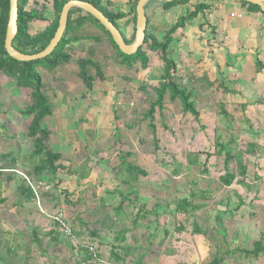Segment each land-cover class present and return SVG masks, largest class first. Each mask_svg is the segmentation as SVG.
<instances>
[{"label":"rangeland","instance_id":"rangeland-1","mask_svg":"<svg viewBox=\"0 0 264 264\" xmlns=\"http://www.w3.org/2000/svg\"><path fill=\"white\" fill-rule=\"evenodd\" d=\"M33 1L31 0V7L34 6ZM36 1L41 5L45 4V8L50 2ZM49 9L48 12L53 13L51 5ZM170 23V19H162L158 22L157 29L163 33ZM36 24L33 32L44 25ZM150 57L154 58L151 53ZM151 67L153 72L150 77H155L157 70L154 59ZM159 68L161 72V66ZM38 70L48 82V89H52V92L47 90L45 93L54 105L56 115L46 118L45 125L52 131V148L63 156L59 161L63 171L57 174L63 175L58 178L57 175L37 177L33 174V167L38 160L31 155L34 148L32 139L28 137L32 117L23 114V110L30 104L31 90L18 87L14 79L0 71V153L8 155L0 157V195L4 194L8 198L5 208L0 205V264H115L110 259V246L115 233L122 229L128 230V241L125 245H128L129 253L125 264H139L140 257H143L141 264H154L151 262L152 254L159 253L166 247L174 251L169 264H209L218 249L224 255L229 249L251 246V238L243 243L246 235L244 232L235 233L233 238L227 232L228 228L221 234L213 231L212 226L218 227L219 223L205 219L203 212L185 218L180 214L165 213L160 206L157 208L156 219L151 218L149 221L143 218L135 224L126 214L122 216L113 203L107 205L97 197V190H100L101 194L105 185H114L117 181L113 179L114 176L121 177L118 174L112 176L111 166L121 170L123 166L118 156L131 150L135 156L129 157L127 161L136 163L149 174L146 179L144 176L140 177L146 188L142 189V193L150 198L148 200L151 203L159 201L161 205L168 203V208L171 205L174 208L177 200L190 197V194L193 195L202 188L211 191L210 196L205 199L208 203L219 197L234 198V194L221 191L223 188L218 179L223 167V158L215 154V136H222L227 131L221 121L224 117L220 116L219 111L217 120L207 119L205 122L209 126L201 128L203 131L208 128L206 137L211 151L205 159L203 152L197 150L196 123L190 119L188 113L183 112L180 102L170 103L167 98L166 109L155 114L160 148L154 153L148 120L142 119V114L148 107L145 97L155 98L151 87L147 93L137 87L139 95L135 98L132 96L135 105L131 107L126 106L127 103L122 102V97L117 94L110 103L108 102L109 91L118 88V82L112 76L115 71H107L109 78L97 82L89 100L87 96L81 95L82 87H78L77 94L73 96L72 93H67V85L61 79L42 74L41 68ZM90 70L95 73V70ZM180 70L179 67L177 74ZM153 77L148 78L152 84L157 79ZM180 83L182 87L186 86ZM197 93L194 94L195 107L200 103ZM213 93L211 90V97ZM79 104H92L94 109L89 111L86 106L79 107ZM221 140L224 141L223 137ZM188 155L193 163H187ZM75 170H78L79 176H72L70 171ZM67 176L69 180L71 178L78 183L76 186L70 185L76 187L72 192L65 186L66 183L63 184ZM154 181L157 182L156 190L148 185ZM183 182H189V186L186 187ZM21 187H30L32 191L34 188L36 194L34 192V197L28 198L26 194L20 193ZM145 200L147 199L140 197L137 204L141 205ZM12 207L14 208L11 209ZM131 210L134 212L135 207ZM244 210L246 212L247 208H241L236 214L242 215ZM250 210H259V213H262L264 207L251 206ZM58 213L63 215L79 242L93 246L97 258L89 259L90 252L87 253L84 248L78 249L76 242L70 240L62 231L60 235L51 236L45 227L36 225L37 220L41 218L45 219L48 227H53L54 218L49 216ZM132 215L133 213L130 216ZM22 218L28 220L25 225L22 224ZM194 222H197L202 230L206 229L205 234L193 233ZM178 224L182 226V231L175 229ZM32 227L37 230L39 242L31 234ZM56 227L58 228V225ZM166 228L171 235L162 238V232ZM95 231L97 234L93 235L91 232ZM148 232H154L156 236L151 237ZM251 259L235 251L227 256L222 264H251Z\"/></svg>","mask_w":264,"mask_h":264},{"label":"crops","instance_id":"crops-1","mask_svg":"<svg viewBox=\"0 0 264 264\" xmlns=\"http://www.w3.org/2000/svg\"><path fill=\"white\" fill-rule=\"evenodd\" d=\"M102 1L109 11L124 16L117 21V26L123 37L131 39L136 27L130 15L131 0ZM33 2H36V0ZM46 2H49V4L47 3L46 6L45 17L50 21L54 16V11L53 13L48 11L50 10L49 6L51 5V7H53V5L51 0ZM194 2V0H191L188 4L165 7L163 5L165 3L163 0H151L145 7L146 16L149 20V30L154 32L158 38H162L165 31L174 25L181 16L194 9ZM203 2L208 5V9L200 13L193 20L188 21L183 28L178 29V31L173 34L174 41L171 44L169 56L176 59L174 60L177 63V70L179 67L181 69L179 74L176 72L179 82L185 84V87L192 89L195 95L198 92V102L200 103L196 108L200 112L199 123L188 113L190 119L197 125V150L203 152L205 159L208 157L209 152H211L206 137L208 128L204 129V131L201 130V128H205L206 125L209 126L208 123L205 122L207 119L217 120V112L219 111L220 116L224 117L223 120H221L225 124L224 129L227 130L226 133L221 136L225 142L222 140L221 142L229 144L232 151L237 154V158L242 160L246 170L244 176H237L234 183L227 187L223 185L219 179L220 176L225 173L223 166L218 177L223 188L221 191L223 193L230 192L231 195L234 194L235 197L231 199L228 198L229 196L224 199L219 197L211 203H208L205 199H194L195 203L203 202L205 204V206L196 211L195 214L203 212L205 214V219L219 223L218 225L220 226L217 227V225H214L211 228L218 234H221V232L224 233L227 228V232L230 233L233 238H235V233H246L243 238V243H245L248 238H251V246H253L256 240L264 237V219H262L264 217V210L261 211L262 213H259V210H250L251 206L259 207L261 205L262 208L264 207V68L259 69L257 67V61L264 65V13L251 9L237 0H203ZM28 7H31V0ZM83 17L87 18L86 12L84 11H78L73 14V19L75 20ZM162 19H170L171 21V23L168 24L169 27L167 26L163 33L157 29L158 22ZM49 21L31 22L29 24V32L34 34L42 30ZM36 23H42L44 25L40 29L36 28L37 30L33 32L32 29ZM158 31L160 33H158ZM70 35L83 38L78 41H73L68 45L67 48L72 53L71 61L53 71L40 67L43 71L42 74L45 73L48 76L50 75L53 79H61V81L67 85V93H72L74 96L77 94L76 89L82 87L81 95L84 97L87 96L90 100L89 96L95 91L96 84L100 81L97 78L91 90L85 86L84 82L79 77L80 71L77 65L78 58L83 57H90L102 62L104 66L103 70L106 75L107 71L116 72L113 73L112 76L117 80L118 88L114 91H109V103L117 94L122 97V102L127 103L126 106L130 105L134 107L135 99H133L132 96L135 98L136 95H139L136 91L137 87L139 88L143 82L151 86H156L158 84L163 65L160 59L153 52L149 51V49H147V52L150 63L147 69H142L140 65L134 66L133 69H128L126 66L119 63V60L115 57L114 49L110 46L101 29L88 18L78 30ZM94 37L97 39H92ZM90 49L94 52V55L89 54ZM150 53L154 58L150 57ZM153 59L157 70V73H155L157 79L155 83L153 82L152 84V81H148V78L153 77H150L153 72V68L151 67ZM159 66H161V72L159 71ZM87 69L91 76L96 75V71L92 73V70H90H95L92 65H89ZM147 71L149 73L148 77L146 76ZM143 72L145 73L143 74ZM42 77L45 81L43 75ZM45 82L48 83L47 81ZM211 90L214 91L213 97H211L210 94ZM50 91L52 92V89L48 90V92ZM80 106H86L89 111L94 109L92 104H79V107ZM53 108V114L49 117H54L56 115L54 105ZM222 110H225L228 116L223 114ZM52 140L53 136L51 135V142ZM126 152L131 153V158L135 156H133L131 150ZM220 157L224 160L225 156L221 155ZM128 158L129 157L125 160L127 163L130 162L127 161ZM118 159L121 162L119 157ZM187 163H193L189 155L187 156ZM111 169L114 171V173L113 171L111 172L112 176L118 174L119 176L121 175V177L118 178V176H114L113 179L115 178L117 181H115L114 185H105L101 194L100 190H97V197L99 201L107 205L113 203L112 205L115 206H118L123 200V208L119 211L122 216L126 214V216H129L130 219L134 221L138 214V209L142 207L144 208L142 210L144 213L143 216L140 215L139 220L146 218L151 221V218L156 219V217H158L156 216L157 208L162 206L161 208L165 213L172 215L180 214L182 217L187 218L184 214L177 211V203L182 198L191 197L186 196L180 198L174 203V208H172V205L168 208V203H162L163 205H161L159 201L151 203L149 202L150 200H148L150 198L145 197L142 193V189L145 190L146 188H144L145 185L142 184V178L139 175L127 172L124 167L120 170V168L113 165ZM230 169L237 173L239 168L235 160L231 162ZM70 172L73 173L72 176L80 175L78 170ZM61 175L63 174H59L57 177L59 178ZM68 176L65 177L64 183L63 181L61 182L63 184L66 183L65 186L72 192L76 187H70V185L76 186L78 183L71 178L69 180ZM148 176L149 174L144 176L145 179L148 178ZM188 183L189 182L184 183V185L187 187L189 186ZM156 184L157 182L155 181L153 183H148L154 190L157 188ZM132 187L133 189H131ZM33 191L36 194L34 188ZM149 192L152 191L149 190ZM20 193L23 194L21 191ZM153 194L154 191L152 195ZM254 196H258L259 198L256 199ZM140 197L147 200L142 202L141 205H138L137 200L140 199ZM0 198L5 199V201L0 204L5 208V203L8 202V198L4 194L0 195ZM116 200L117 202L115 203ZM260 202L261 204H256ZM133 206L135 207L134 212L131 210ZM13 208L14 207L11 209ZM241 208H247V211L245 212L244 210L245 213H242V215L241 213L236 214ZM3 211L7 212V210ZM132 213L133 215L130 216ZM49 217L51 218L53 216ZM219 217H221L220 220L218 219ZM22 220L23 225L28 222V220H24V218H22ZM36 223V225L45 227V230H49V235H60V230L56 227V221L51 228L47 226L45 219L39 218ZM86 223L88 226V222ZM33 228L34 227L31 228V234L34 237V232L37 234V230ZM229 228H231V230H229ZM205 231L206 229L202 230L201 233H195L193 230V233L203 235ZM168 232L166 228L162 232V238L168 235L170 236L171 233ZM132 235L133 234H131V236ZM148 235L151 237L156 236L154 232H148ZM37 239L39 240L38 236ZM251 246L247 248H252ZM241 248L246 247L243 246ZM241 248L238 247L235 250L229 249L226 252H235ZM173 254L174 251H172L170 247H166L165 250H161L159 253H153L151 262L154 264H169L170 256ZM249 261H251V264H264V255L259 256L257 259L252 258Z\"/></svg>","mask_w":264,"mask_h":264},{"label":"trees","instance_id":"trees-1","mask_svg":"<svg viewBox=\"0 0 264 264\" xmlns=\"http://www.w3.org/2000/svg\"><path fill=\"white\" fill-rule=\"evenodd\" d=\"M48 1V0H45ZM54 16L49 21L45 17V5L40 4L36 1L33 2V7H28L30 0H18V32L13 39V46L22 53L25 54H35L43 49L49 44L50 40L53 38L56 29L58 27V21L60 12L63 5L69 0H51ZM90 2L100 11H102L111 22H113L116 27L117 21L124 16L119 13H114L108 10L107 6L103 3L102 0H82ZM194 9L188 11L185 15L181 16L177 22L168 28L165 31V34L162 38H158L157 35L149 30V20L147 18V27L145 31V39L143 45L138 49V51L132 55L124 54L120 51L118 46L115 44L111 34L104 26L92 15L87 14L86 16L89 20L94 22L102 31L103 35L107 38L110 46L114 49L115 57L119 60L121 65H124L129 68L140 65L142 69H147L149 67L150 58L148 56L147 49L153 52L162 62V73L159 76L158 84L156 86H150L148 83H142L140 85V90H143L144 93H147L148 89H152L155 94V98H147L148 107L144 110L142 114L143 120H148V128L151 131V137L154 142V153L160 148L159 139L157 137V126L155 124V114L157 111L162 112L166 109L167 98L170 103L180 102L182 110L184 113H189L193 119L198 122L200 117L199 110L195 107L194 101V91L187 87H182L179 78L176 75L177 72V63L176 61L169 56L171 44L174 41L173 34H175L178 29L183 28L188 21L196 18L200 13L205 12L208 9V5L203 2V0H194ZM243 5H247L251 9L261 11L260 7L251 3H248L243 0H237ZM138 0H131L130 2V15L132 16L136 24V5ZM191 0H176L171 2H165L163 5L165 7H171L174 5L188 4ZM9 10H10V1L9 0H0V71H2L7 77L12 78L16 81V84L20 88H27L31 90L30 93V104L26 106L23 110V114L31 116L28 127V137L32 139L33 142V151L31 153L33 158H36L38 161L33 167V174L37 177L41 176H56L63 166L59 161L62 159V154L59 151H56L51 146V135L52 131L45 125L44 121L47 117L53 114L54 108L47 97L45 91L49 90L47 83L44 81L41 73L38 68L42 67L49 71L58 69L60 66L69 63L72 59V53L67 48L73 41H78L83 39L82 37L72 36L71 33L78 30L81 27L83 22L87 19L77 18L73 19V14L76 12H82L80 9H72L69 13L67 27L65 33L56 46L54 51L46 56L45 58L38 59L35 61H18L10 57L5 49V38L7 24L9 20ZM263 12V11H261ZM264 13V12H263ZM34 21H49L47 25L42 30L32 34L29 32V24ZM136 27L131 39L124 37L126 43L130 44L133 42L135 37ZM92 39H97L96 37ZM90 55H94V52L90 49ZM77 65L79 68V77L84 82L85 86L91 90L93 89L94 82L98 78L99 80H106L109 77L105 74L103 70V63L92 59L90 57L78 58ZM92 65L96 71L95 76H91L88 72V66ZM257 67L259 69L264 68V65L257 61ZM143 88V89H142ZM143 100V99H142ZM222 113L228 116V113L225 110H222ZM215 154L218 156H225L223 160V166L225 173L220 176V182L225 186H230L234 183L237 176L245 175V166L243 165L242 160L237 158L230 148L229 144L221 142V135L215 136ZM210 154H208L209 156ZM7 154L0 153V157H7ZM131 153L126 152L123 155L118 157L121 160L122 166L126 169L127 172L136 174L139 176H147L148 173L141 166L132 163L126 162V158L130 157ZM15 158H13L14 161ZM235 160L238 166V171L233 172L230 169L231 162ZM2 169V168H0ZM178 172V171H177ZM2 171L0 170V175ZM10 179V178H9ZM239 182V181H238ZM20 191L27 195L28 198L34 197V191L30 187L27 189L21 187ZM210 190L200 189L196 193L194 192L191 195V198H182L177 203V211L184 214L187 218L192 217L193 213L202 209L205 204L203 202L195 203L194 199H207L210 196ZM34 193V194H33ZM5 201L4 198H0V204ZM124 201L122 200L119 205L116 207V210L121 211L123 208ZM144 208L138 209V214L134 220L136 224L140 218V215L143 216ZM147 215V214H144ZM219 220L221 217L218 218ZM193 230L195 233H201L202 228L197 222L193 223ZM178 231H182L183 228L179 224L175 228ZM73 231V230H72ZM93 235L97 232H91ZM127 229H122L118 233H115L113 242L110 248V259L115 264H125L126 257L129 253V247L126 244L127 241ZM35 240L37 239V234L34 232ZM70 240L71 238L68 237ZM78 249L84 248V250L89 253V250L80 245L77 246ZM237 252L243 254L245 257L257 259L259 256L264 255V237L259 238L253 243L252 248H241ZM91 253V252H90ZM88 255L89 259L95 258L93 254ZM231 251L221 254L220 250L216 252L209 264H222L227 256H229ZM143 257L138 259V263L141 264Z\"/></svg>","mask_w":264,"mask_h":264},{"label":"water","instance_id":"water-1","mask_svg":"<svg viewBox=\"0 0 264 264\" xmlns=\"http://www.w3.org/2000/svg\"><path fill=\"white\" fill-rule=\"evenodd\" d=\"M10 10H9V20L6 30L5 38V49L8 55L18 61H35L38 59L45 58L51 54L56 46L61 41L68 22L69 13L72 9H80L87 14L92 15L96 18L105 29L111 34L115 44L118 46L121 52L127 55H132L138 51V49L143 45L145 39V31L147 27V16L145 12L146 5L151 0H138L136 5V31L135 37L132 43L128 44L125 42L121 31L116 27V25L110 21V19L97 7H95L90 2L82 0H69L66 2L60 12L58 27L53 38L50 40L49 44L42 51L35 54H25L17 50L13 46V39L18 32V0H9ZM164 2H171L176 0H163ZM248 3L257 5L260 7L261 11L264 12V0H243Z\"/></svg>","mask_w":264,"mask_h":264},{"label":"built area","instance_id":"built-area-1","mask_svg":"<svg viewBox=\"0 0 264 264\" xmlns=\"http://www.w3.org/2000/svg\"><path fill=\"white\" fill-rule=\"evenodd\" d=\"M53 218L57 222V225H58V228L60 231L65 233L66 236L70 237L74 242H76L77 245L84 246L85 248H87L89 250V252H91V254H93L94 257L97 258V254L95 253L93 246H91L90 244H87L85 242H82V241L79 242L77 240V237L74 235L71 227L66 223V220L63 217V215H61V213L54 215Z\"/></svg>","mask_w":264,"mask_h":264}]
</instances>
